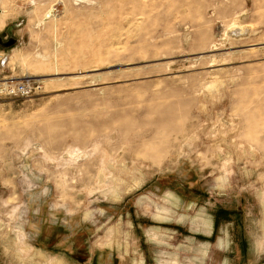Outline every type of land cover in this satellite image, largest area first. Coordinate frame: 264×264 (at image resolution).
I'll use <instances>...</instances> for the list:
<instances>
[{"label":"rangeland","instance_id":"374dc122","mask_svg":"<svg viewBox=\"0 0 264 264\" xmlns=\"http://www.w3.org/2000/svg\"><path fill=\"white\" fill-rule=\"evenodd\" d=\"M0 39V264H264V0H0Z\"/></svg>","mask_w":264,"mask_h":264},{"label":"built area","instance_id":"2783aa9c","mask_svg":"<svg viewBox=\"0 0 264 264\" xmlns=\"http://www.w3.org/2000/svg\"><path fill=\"white\" fill-rule=\"evenodd\" d=\"M8 93L12 95H16L17 93L25 94L27 93V91L25 90V87L23 85L18 86V87L9 86Z\"/></svg>","mask_w":264,"mask_h":264},{"label":"flooded vegetation","instance_id":"af4514ba","mask_svg":"<svg viewBox=\"0 0 264 264\" xmlns=\"http://www.w3.org/2000/svg\"><path fill=\"white\" fill-rule=\"evenodd\" d=\"M5 41H7V42H5V45H9L10 43H11V39H5ZM3 42H2V40L0 39V45L2 44Z\"/></svg>","mask_w":264,"mask_h":264},{"label":"bare ground","instance_id":"6f19581e","mask_svg":"<svg viewBox=\"0 0 264 264\" xmlns=\"http://www.w3.org/2000/svg\"><path fill=\"white\" fill-rule=\"evenodd\" d=\"M212 85V84H211Z\"/></svg>","mask_w":264,"mask_h":264}]
</instances>
